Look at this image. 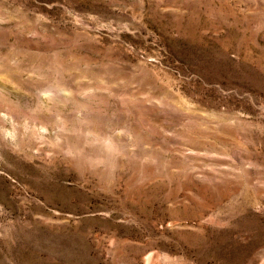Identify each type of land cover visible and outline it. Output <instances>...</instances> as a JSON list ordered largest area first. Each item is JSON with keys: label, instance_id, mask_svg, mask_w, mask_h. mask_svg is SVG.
Returning a JSON list of instances; mask_svg holds the SVG:
<instances>
[{"label": "rangeland", "instance_id": "374dc122", "mask_svg": "<svg viewBox=\"0 0 264 264\" xmlns=\"http://www.w3.org/2000/svg\"><path fill=\"white\" fill-rule=\"evenodd\" d=\"M0 264H264V0H0Z\"/></svg>", "mask_w": 264, "mask_h": 264}]
</instances>
